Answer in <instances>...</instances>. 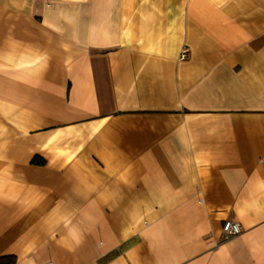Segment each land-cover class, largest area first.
<instances>
[{
	"label": "crops",
	"instance_id": "crops-1",
	"mask_svg": "<svg viewBox=\"0 0 264 264\" xmlns=\"http://www.w3.org/2000/svg\"><path fill=\"white\" fill-rule=\"evenodd\" d=\"M8 257L264 264V0H0Z\"/></svg>",
	"mask_w": 264,
	"mask_h": 264
},
{
	"label": "built area",
	"instance_id": "built-area-1",
	"mask_svg": "<svg viewBox=\"0 0 264 264\" xmlns=\"http://www.w3.org/2000/svg\"><path fill=\"white\" fill-rule=\"evenodd\" d=\"M187 50L184 49L180 55V60H183L186 58ZM242 232V227L239 223L233 222V221H225L222 224L221 233L219 237V243H223L225 241H228L238 235H240Z\"/></svg>",
	"mask_w": 264,
	"mask_h": 264
},
{
	"label": "trees",
	"instance_id": "trees-1",
	"mask_svg": "<svg viewBox=\"0 0 264 264\" xmlns=\"http://www.w3.org/2000/svg\"><path fill=\"white\" fill-rule=\"evenodd\" d=\"M32 164H36V165H43V161L37 158H34L31 161ZM15 260L12 257H8V258H0V264H14Z\"/></svg>",
	"mask_w": 264,
	"mask_h": 264
}]
</instances>
